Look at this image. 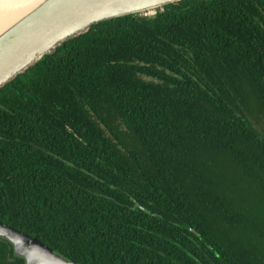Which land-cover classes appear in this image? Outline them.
<instances>
[{
  "label": "trees",
  "instance_id": "1",
  "mask_svg": "<svg viewBox=\"0 0 264 264\" xmlns=\"http://www.w3.org/2000/svg\"><path fill=\"white\" fill-rule=\"evenodd\" d=\"M161 8L0 87V223L76 264H264V0Z\"/></svg>",
  "mask_w": 264,
  "mask_h": 264
},
{
  "label": "water",
  "instance_id": "2",
  "mask_svg": "<svg viewBox=\"0 0 264 264\" xmlns=\"http://www.w3.org/2000/svg\"><path fill=\"white\" fill-rule=\"evenodd\" d=\"M181 0H37L0 26V87L90 25ZM0 238L24 264H76L36 238L0 223Z\"/></svg>",
  "mask_w": 264,
  "mask_h": 264
},
{
  "label": "bare ground",
  "instance_id": "3",
  "mask_svg": "<svg viewBox=\"0 0 264 264\" xmlns=\"http://www.w3.org/2000/svg\"><path fill=\"white\" fill-rule=\"evenodd\" d=\"M37 0H0V26L31 7Z\"/></svg>",
  "mask_w": 264,
  "mask_h": 264
},
{
  "label": "built area",
  "instance_id": "4",
  "mask_svg": "<svg viewBox=\"0 0 264 264\" xmlns=\"http://www.w3.org/2000/svg\"><path fill=\"white\" fill-rule=\"evenodd\" d=\"M157 9H160V11H161L162 8L160 6L151 7V8H147V9H144V10L138 12V14H140L142 16H151L155 13V11Z\"/></svg>",
  "mask_w": 264,
  "mask_h": 264
}]
</instances>
